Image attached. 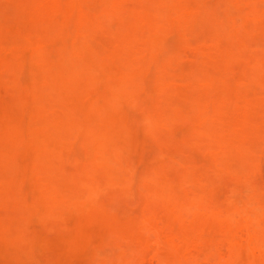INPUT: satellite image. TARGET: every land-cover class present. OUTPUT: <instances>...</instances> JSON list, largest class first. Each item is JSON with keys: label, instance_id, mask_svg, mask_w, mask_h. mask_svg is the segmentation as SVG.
<instances>
[{"label": "rangeland", "instance_id": "1", "mask_svg": "<svg viewBox=\"0 0 264 264\" xmlns=\"http://www.w3.org/2000/svg\"><path fill=\"white\" fill-rule=\"evenodd\" d=\"M0 264H264V0H0Z\"/></svg>", "mask_w": 264, "mask_h": 264}]
</instances>
